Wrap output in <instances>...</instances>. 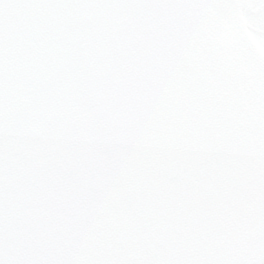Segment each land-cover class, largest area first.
Instances as JSON below:
<instances>
[{"label": "snow or ice", "instance_id": "obj_1", "mask_svg": "<svg viewBox=\"0 0 264 264\" xmlns=\"http://www.w3.org/2000/svg\"><path fill=\"white\" fill-rule=\"evenodd\" d=\"M0 264H264V0H0Z\"/></svg>", "mask_w": 264, "mask_h": 264}]
</instances>
